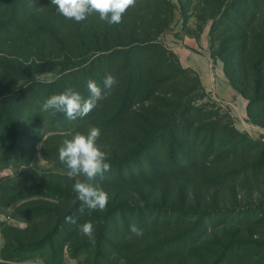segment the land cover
<instances>
[{"label": "trees", "instance_id": "16d2710c", "mask_svg": "<svg viewBox=\"0 0 264 264\" xmlns=\"http://www.w3.org/2000/svg\"><path fill=\"white\" fill-rule=\"evenodd\" d=\"M213 5L217 18L212 40L219 41L217 56L225 62L229 82L239 93L252 95V104L264 99V0H211ZM172 11L170 0H136L121 23L109 25L96 20L86 31L80 22L60 14L51 0H0V49L4 51L0 52V160L7 161L14 155L20 158L23 147L35 137L33 131L23 128V121L27 115L41 112L47 98L71 87L87 99V81L94 80L103 90L106 74H112L118 84L87 116L69 120L62 112L52 115L51 110L45 111L52 130L72 127L86 135L90 126H95L100 129L99 139L119 140L117 146L100 148L110 163L103 180L122 183L135 175V167L145 176L159 175L163 166L171 174H181L199 164L215 166L245 154L249 148L247 135L232 124L221 129L218 122L210 120L212 115L204 116L201 108L190 106L191 102L185 100L195 91L188 84L189 71L181 68L160 37L172 20ZM91 16L99 17L96 13ZM52 69L60 74L53 82L32 78ZM251 79L253 85L249 86ZM199 89L206 96L203 85ZM253 145L249 149L259 152L255 160L264 162V143L254 141ZM145 161L150 170L143 168ZM100 181L97 177L92 183ZM207 181L226 183L229 179L222 174ZM51 191L44 185L1 186L3 206L33 194L58 200L57 208H52V202L47 200L45 206L26 210L49 225L57 219L46 233L39 235V242L8 243L21 251L34 247L45 250L47 264H55L59 250L60 255L63 251L57 238L69 224L65 218L72 215L78 224L86 216L82 221L91 222L99 236L94 243L85 238L76 248L95 246V256L104 259L109 249V228L116 215L125 213V206H112L108 201L104 213L89 212L86 207L80 213L81 202L74 190L60 186ZM144 206L152 214L154 209L148 201L135 202L132 214L143 215ZM243 216L248 218V212ZM58 219L62 222L58 223ZM157 221L158 218L149 221L139 217L133 223L143 229Z\"/></svg>", "mask_w": 264, "mask_h": 264}, {"label": "rangeland", "instance_id": "374dc122", "mask_svg": "<svg viewBox=\"0 0 264 264\" xmlns=\"http://www.w3.org/2000/svg\"><path fill=\"white\" fill-rule=\"evenodd\" d=\"M170 2L173 5L170 15L172 20L160 36L161 39L164 41L167 32L179 27L177 35L181 40L185 36L195 38L198 42L208 40L213 63L222 62L225 71V62L217 56L219 41L212 40L211 31L217 16L211 0ZM96 20L102 21L99 17L89 15L80 25L87 31ZM164 43L173 51L181 68L189 71L188 84L195 88L190 99H185L191 102L190 106L201 108L204 116L212 115L210 120L218 122L221 129L232 124L249 137L246 140L249 148L254 147V141L264 143V99L252 104V95L240 93L248 105H252L249 110L246 108V122H238L228 105H224L206 89V96L202 95L198 72L185 66L178 54ZM2 46L8 49L6 44ZM0 52L4 51L0 49ZM35 75L44 83L53 82L60 76L55 69ZM252 85L251 79L249 86ZM261 92H264V88ZM49 120L43 110L26 116L23 128L34 132V142L23 147L20 158L14 155L7 161L0 160V193L1 186L23 188L44 185L47 190L52 188L50 193L54 192V187L60 186L73 190L76 178L70 179L66 175L68 169L59 160V148L65 139H71L78 131L75 132L72 127L52 130L48 125ZM96 143L99 148L120 144L115 137L98 139ZM41 144L43 147H38ZM2 147L0 145V154ZM249 148L245 154L227 163L215 166L199 164V167L187 169L181 174H171L163 166L159 175L147 173L145 176L135 167V175L122 183L112 179L98 182L112 206L123 205L126 208L125 213L116 215L111 223L106 238L109 249L105 258L95 256V246L89 245L86 250L76 248L85 238L88 239L78 230L85 222L82 220L86 216H82L78 224H66L59 233L57 241L60 247L63 246V251L60 255L59 250L55 264H264V162L255 160L259 152ZM143 168L150 170L148 161H145ZM126 171L128 173L129 169ZM222 174L228 175L229 181H207ZM47 200L52 202V208H57V199L38 194L21 197L8 206L0 204V264H47L45 250L34 247L21 251L9 244V240L39 242V235L46 233L57 222V219L54 222L52 220V225H49L42 218L26 212L47 205L44 203ZM147 201L154 209L152 214L148 206H144L143 215L132 214L135 202ZM244 212H248V218L243 216ZM139 217L149 221L158 218V221L149 223L148 227L142 229L143 235L137 237L130 232V226ZM61 222L62 219H58V223ZM96 231L93 227L94 239L99 236ZM144 248L148 249L146 253H142Z\"/></svg>", "mask_w": 264, "mask_h": 264}, {"label": "clouds", "instance_id": "9594fccd", "mask_svg": "<svg viewBox=\"0 0 264 264\" xmlns=\"http://www.w3.org/2000/svg\"><path fill=\"white\" fill-rule=\"evenodd\" d=\"M135 3L136 0H51V4L55 5L58 12L67 19L81 22L89 15L96 13L100 20L109 25L121 23L122 16L129 7L135 6ZM35 79L40 82L39 76L35 75ZM117 84L118 81L112 74H106L103 80V90L94 80L89 79L87 89L90 96L87 99L68 87L62 93L47 98L42 104V110H51L52 115L62 112L69 120L85 117L96 107L99 100L105 99L111 94V90ZM99 137L100 129L90 126L86 135L77 132L71 139H65L59 148V160L68 169L66 175L70 179L76 178L73 190L81 202L80 213L84 212L85 207L89 212L103 211L108 203L107 193L102 190L99 183H92L97 177L103 180L104 174L110 170L106 153L101 151L96 143ZM38 147H43V144ZM42 160L43 158L40 159V161ZM80 177L84 179L81 180ZM141 206H143L142 203ZM65 222L76 224L77 220L74 216L69 215L65 218ZM78 230L87 236L90 242H95L91 222L80 225ZM130 232L137 237L143 235V230L136 225L130 226Z\"/></svg>", "mask_w": 264, "mask_h": 264}, {"label": "crops", "instance_id": "0c3cea01", "mask_svg": "<svg viewBox=\"0 0 264 264\" xmlns=\"http://www.w3.org/2000/svg\"><path fill=\"white\" fill-rule=\"evenodd\" d=\"M179 27L167 32L164 41L178 54L182 63L195 69L203 87L224 105L238 122H246L247 100L230 84L222 62L213 63L207 46L208 40L198 42L195 38L185 36L183 40L177 35ZM176 32V33H175Z\"/></svg>", "mask_w": 264, "mask_h": 264}]
</instances>
